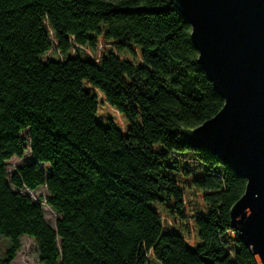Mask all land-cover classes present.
<instances>
[{"label":"trees","instance_id":"1","mask_svg":"<svg viewBox=\"0 0 264 264\" xmlns=\"http://www.w3.org/2000/svg\"><path fill=\"white\" fill-rule=\"evenodd\" d=\"M190 33L172 0H0V264L22 235L40 264H256L246 180L184 140L224 103ZM41 186L55 227L19 191Z\"/></svg>","mask_w":264,"mask_h":264},{"label":"water","instance_id":"2","mask_svg":"<svg viewBox=\"0 0 264 264\" xmlns=\"http://www.w3.org/2000/svg\"><path fill=\"white\" fill-rule=\"evenodd\" d=\"M191 26L198 63L223 98L221 109L184 140L246 180L230 222L264 264V0H172Z\"/></svg>","mask_w":264,"mask_h":264},{"label":"rangeland","instance_id":"3","mask_svg":"<svg viewBox=\"0 0 264 264\" xmlns=\"http://www.w3.org/2000/svg\"><path fill=\"white\" fill-rule=\"evenodd\" d=\"M23 139V144L25 149L23 151V156L21 158L13 157L10 160L5 161V169L7 172V180L10 182L13 174L17 169L24 165L31 163L33 157L30 152V145L28 140V133L23 131L20 133ZM45 170H48L47 166H44ZM14 190L16 188L13 187ZM19 191L29 195L32 200L38 203L43 210V215L46 222L51 226L55 227L57 219L60 217L50 206L46 203V197L48 192L45 186H41L35 190H28L26 188L20 189ZM21 248L16 254V257L12 260L11 264H40L38 259L37 246L33 238L27 235H22L20 238ZM7 246V241L4 237L0 235V256L3 255Z\"/></svg>","mask_w":264,"mask_h":264}]
</instances>
